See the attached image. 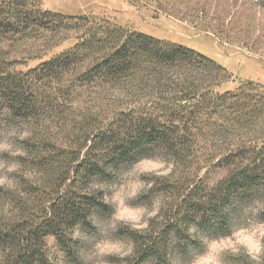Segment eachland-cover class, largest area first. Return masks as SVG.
Wrapping results in <instances>:
<instances>
[{
    "label": "trees",
    "instance_id": "trees-1",
    "mask_svg": "<svg viewBox=\"0 0 264 264\" xmlns=\"http://www.w3.org/2000/svg\"><path fill=\"white\" fill-rule=\"evenodd\" d=\"M25 40L74 43L23 70L11 48ZM231 81L225 66L183 44L41 0H0V134L38 130L21 160L30 174L8 190L10 215L0 216V264H52L50 236L76 257L75 227L94 233L96 218L113 214L103 190L85 189L149 157L175 172L141 197L164 198L148 226L120 230L135 244L126 264H175L206 238L230 235L242 209L264 203V84Z\"/></svg>",
    "mask_w": 264,
    "mask_h": 264
},
{
    "label": "rangeland",
    "instance_id": "rangeland-1",
    "mask_svg": "<svg viewBox=\"0 0 264 264\" xmlns=\"http://www.w3.org/2000/svg\"><path fill=\"white\" fill-rule=\"evenodd\" d=\"M41 1L46 9L57 10L69 15L94 14L132 30L194 48L222 64L233 74V81L227 85V88H236L242 80L248 79L264 84V0ZM73 43L74 41L70 40L58 47L46 48L43 40H25L13 45L11 51L14 56L23 61L18 68L26 70L67 49ZM12 128H15L17 132L28 130L31 133L29 137L38 131L30 125H23L8 128L3 133ZM57 131L59 129L55 130ZM26 140L20 141L16 137H9L11 143L23 148L25 155L0 154V161L17 164V170L14 172L9 173L6 169L0 170V175H8L11 181V185L0 186V216L3 212L10 215L11 203L7 198L8 190L17 192L20 180L30 174L21 166V160L31 156L25 149ZM142 160L146 168L155 169L156 172H150L147 175H130L133 165L124 168L114 179L103 181L109 185L103 189L105 196L114 195L124 184L142 181L146 185H152L157 178L170 176L175 172L174 164L160 156ZM208 160L210 159L202 161L207 162ZM204 171L202 170L201 173ZM224 174L226 171L220 170L213 177L216 179ZM99 182L101 181H97ZM150 190L151 188H148L138 198L129 201L134 206H143L150 211L154 206L157 208L154 215L145 216L146 226L141 229L148 226L150 219L157 214L164 199L162 196H152L150 197L151 203H145L141 197L149 195ZM112 207L114 212L115 205ZM255 207L256 201L242 209L238 225L230 235L206 238L201 250L180 257L175 264H194V261L199 258L200 264H252L248 253L256 247L257 241L247 229L255 223L264 221L260 212L253 211ZM110 217H97V229L94 233L80 227L82 235L78 238L80 242L76 257L65 253L57 244L55 237H48V250L52 264H100L103 260H106L107 264H126L127 257L102 258L93 255L95 244L99 240L120 239L132 242L120 234V230L124 227L119 230L108 227ZM1 258L0 253V261Z\"/></svg>",
    "mask_w": 264,
    "mask_h": 264
},
{
    "label": "clouds",
    "instance_id": "clouds-1",
    "mask_svg": "<svg viewBox=\"0 0 264 264\" xmlns=\"http://www.w3.org/2000/svg\"><path fill=\"white\" fill-rule=\"evenodd\" d=\"M31 133L28 130H21L17 132L15 128L9 129L6 133L0 134V154L9 153L13 156H23L25 152L23 148L9 141V137H16L18 140L23 141ZM7 170V172H14L17 170V164H8L5 161H0V170ZM155 173V169H149L144 166V161L136 162L130 175H147L148 173ZM158 174V173H156ZM11 185V181L6 174L0 175V186ZM109 187L104 182L93 183L87 189L86 194H95L99 190H103ZM151 185H146L142 181L136 183H127L119 188V191L115 192L112 196H104L103 200L105 203L115 205V210L108 221V227L113 230H119L121 227L128 228L130 230L139 231L141 228L146 226L145 216H152L156 213L157 208L154 206L150 211L148 208L143 206H134L129 201L138 198L142 193L146 192ZM264 209V203L256 201V207L253 209L254 212L259 213ZM190 231L194 232L195 229ZM249 234L256 239V247L248 253L249 259L252 264H264V221L255 223L250 229H247ZM73 236L79 238L82 233L79 225L75 227L72 232ZM135 251L134 242H128L120 239H102L96 242L93 255L99 257H128ZM61 255H63L61 253ZM100 264H107L106 260L100 262ZM194 264H200V258L194 261Z\"/></svg>",
    "mask_w": 264,
    "mask_h": 264
}]
</instances>
